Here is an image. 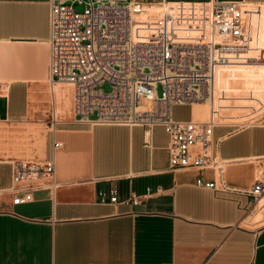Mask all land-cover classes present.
<instances>
[{
    "label": "crops",
    "instance_id": "0c3cea01",
    "mask_svg": "<svg viewBox=\"0 0 264 264\" xmlns=\"http://www.w3.org/2000/svg\"><path fill=\"white\" fill-rule=\"evenodd\" d=\"M135 1L144 6L134 20L140 42L199 39L194 25L204 5L216 1L264 6V0ZM162 5L175 8L154 15L151 8ZM50 34V0H0V264H264V200L255 203L247 193L264 179V117L243 129L215 128L218 154L233 161L222 177L227 190L200 188L199 180L220 179L212 170L170 172L163 127L153 129L146 148L142 127L77 123L74 88L50 81ZM248 55L254 60L220 68L216 116L233 93L243 106L264 98V52ZM209 105H175L191 110L189 119L176 120L205 117ZM41 128L40 155L23 159L21 131ZM51 160L57 192H35L32 203L13 205L12 164ZM112 190L118 203L101 204L99 192Z\"/></svg>",
    "mask_w": 264,
    "mask_h": 264
},
{
    "label": "built area",
    "instance_id": "2783aa9c",
    "mask_svg": "<svg viewBox=\"0 0 264 264\" xmlns=\"http://www.w3.org/2000/svg\"><path fill=\"white\" fill-rule=\"evenodd\" d=\"M204 6L205 16L194 25L202 31L199 39L179 41L171 35L140 42L134 20L144 6L135 0H50V81L74 88L78 124L142 127L146 148L152 147L153 129L163 127L169 135L170 172L212 170L220 183L199 180L197 185L227 190L222 177L233 161L220 157L214 140L215 128L223 125L214 109L217 73L221 67L253 61L248 53L264 52L262 19L258 9L245 3ZM155 22H163L162 17ZM106 84L110 92L104 91ZM207 102L213 109L206 122L173 117L175 105ZM12 165L8 194L13 205L32 203L35 192L55 194L60 187L54 160ZM247 193L255 203L264 200V179H257ZM139 199L134 197L133 203ZM99 201L117 204L118 194L101 191Z\"/></svg>",
    "mask_w": 264,
    "mask_h": 264
},
{
    "label": "rangeland",
    "instance_id": "374dc122",
    "mask_svg": "<svg viewBox=\"0 0 264 264\" xmlns=\"http://www.w3.org/2000/svg\"><path fill=\"white\" fill-rule=\"evenodd\" d=\"M258 9L259 17L262 19V27L264 26V6H250V8ZM174 9V6L170 5H162L158 8H151L154 15H158L160 13L168 12L170 9ZM84 7L76 6V10L82 12ZM201 9V8H199ZM161 15H159L160 17ZM262 32L264 33V28H262ZM263 43H264V36H263ZM66 88L70 87V85H63ZM259 86V85H258ZM257 86V87H258ZM261 87V92L264 94V86ZM241 86L239 84H235V89L239 90ZM105 92L111 91V85L106 84L103 87ZM242 89V88H241ZM163 93V87L161 85L157 88V94L161 96ZM238 94L233 93L231 97V105L229 107L223 108L219 111L217 118V122L221 124L233 125L236 128L240 126H250L256 124L264 117V98L257 97V103H252L250 105H240L238 104ZM202 106V105H195ZM209 114L205 117H199L196 119L197 121L206 122L211 118V106H208ZM191 110L189 107L184 106H176L173 108V117L176 120H187L190 118ZM44 129H37V130H24L21 131L20 134L21 140L18 143V147L22 150L23 153L27 155L23 157V159H33L34 156H38L41 153L42 148V135Z\"/></svg>",
    "mask_w": 264,
    "mask_h": 264
},
{
    "label": "bare ground",
    "instance_id": "6f19581e",
    "mask_svg": "<svg viewBox=\"0 0 264 264\" xmlns=\"http://www.w3.org/2000/svg\"><path fill=\"white\" fill-rule=\"evenodd\" d=\"M249 5V4H248ZM254 8V7H253ZM255 9V8H254ZM262 28H264V26L262 27ZM263 36H264V33H263ZM219 70H220V68H219ZM219 70H218V73H219ZM218 73H217V75H218ZM202 104H210L209 102H207V103H201V104H199V105H202ZM195 105H198V104H195ZM194 105V106H195Z\"/></svg>",
    "mask_w": 264,
    "mask_h": 264
}]
</instances>
